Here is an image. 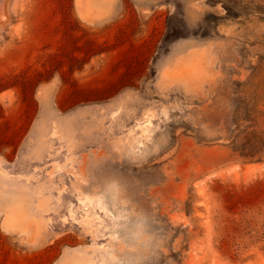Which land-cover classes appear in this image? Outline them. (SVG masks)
<instances>
[{"label": "rangeland", "instance_id": "374dc122", "mask_svg": "<svg viewBox=\"0 0 264 264\" xmlns=\"http://www.w3.org/2000/svg\"><path fill=\"white\" fill-rule=\"evenodd\" d=\"M5 7L0 264H264V0Z\"/></svg>", "mask_w": 264, "mask_h": 264}, {"label": "water", "instance_id": "95a60500", "mask_svg": "<svg viewBox=\"0 0 264 264\" xmlns=\"http://www.w3.org/2000/svg\"><path fill=\"white\" fill-rule=\"evenodd\" d=\"M6 0H0V23L6 19V7H5ZM207 172V171H205ZM205 172L199 173L197 176H203Z\"/></svg>", "mask_w": 264, "mask_h": 264}, {"label": "bare ground", "instance_id": "6f19581e", "mask_svg": "<svg viewBox=\"0 0 264 264\" xmlns=\"http://www.w3.org/2000/svg\"><path fill=\"white\" fill-rule=\"evenodd\" d=\"M176 218H177V217H176ZM177 219H179V217H178Z\"/></svg>", "mask_w": 264, "mask_h": 264}]
</instances>
